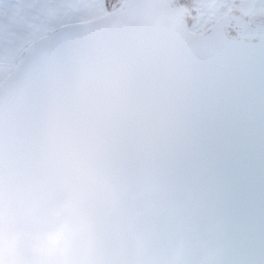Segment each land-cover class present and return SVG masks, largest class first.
<instances>
[{
  "label": "snow or ice",
  "instance_id": "obj_1",
  "mask_svg": "<svg viewBox=\"0 0 264 264\" xmlns=\"http://www.w3.org/2000/svg\"><path fill=\"white\" fill-rule=\"evenodd\" d=\"M53 109L264 264V0H0V143Z\"/></svg>",
  "mask_w": 264,
  "mask_h": 264
},
{
  "label": "water",
  "instance_id": "obj_2",
  "mask_svg": "<svg viewBox=\"0 0 264 264\" xmlns=\"http://www.w3.org/2000/svg\"><path fill=\"white\" fill-rule=\"evenodd\" d=\"M216 231L148 162L112 163L54 109L38 142L0 143L2 264H222Z\"/></svg>",
  "mask_w": 264,
  "mask_h": 264
}]
</instances>
